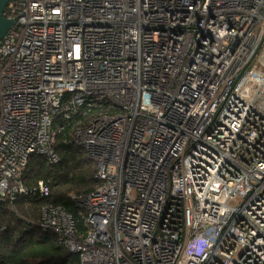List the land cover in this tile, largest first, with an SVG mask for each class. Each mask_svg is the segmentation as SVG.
Here are the masks:
<instances>
[{
    "label": "built area",
    "instance_id": "built-area-1",
    "mask_svg": "<svg viewBox=\"0 0 264 264\" xmlns=\"http://www.w3.org/2000/svg\"><path fill=\"white\" fill-rule=\"evenodd\" d=\"M9 5L0 202L29 192L32 154L58 162L55 119L98 107L71 140L100 181L72 195L87 230L44 203L42 231L79 264H264V0Z\"/></svg>",
    "mask_w": 264,
    "mask_h": 264
},
{
    "label": "trees",
    "instance_id": "trees-1",
    "mask_svg": "<svg viewBox=\"0 0 264 264\" xmlns=\"http://www.w3.org/2000/svg\"><path fill=\"white\" fill-rule=\"evenodd\" d=\"M14 14L13 6L8 5L5 16ZM100 111L98 107H82L68 121L63 117L55 119V123L63 125L54 145L58 162L52 163L40 154L30 156L22 174L29 192L19 194L13 201L0 202V223L4 226L0 232V264H79L77 253L63 246L54 232L42 231L39 220L44 203L58 204L71 213L77 231L86 232L81 208L72 195L89 193L100 181L93 175L94 160L83 147L74 145L71 140L73 130ZM40 180L49 186L47 197H40L35 191Z\"/></svg>",
    "mask_w": 264,
    "mask_h": 264
},
{
    "label": "water",
    "instance_id": "water-1",
    "mask_svg": "<svg viewBox=\"0 0 264 264\" xmlns=\"http://www.w3.org/2000/svg\"><path fill=\"white\" fill-rule=\"evenodd\" d=\"M12 1L13 0H0V41L4 39L18 20V16H5V9ZM257 50L258 48L256 51Z\"/></svg>",
    "mask_w": 264,
    "mask_h": 264
},
{
    "label": "rangeland",
    "instance_id": "rangeland-1",
    "mask_svg": "<svg viewBox=\"0 0 264 264\" xmlns=\"http://www.w3.org/2000/svg\"><path fill=\"white\" fill-rule=\"evenodd\" d=\"M264 52V45L261 47V49L258 52V56L257 59L262 55V53Z\"/></svg>",
    "mask_w": 264,
    "mask_h": 264
}]
</instances>
